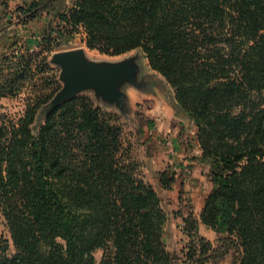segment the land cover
Masks as SVG:
<instances>
[{"label":"trees","instance_id":"trees-1","mask_svg":"<svg viewBox=\"0 0 264 264\" xmlns=\"http://www.w3.org/2000/svg\"><path fill=\"white\" fill-rule=\"evenodd\" d=\"M15 9L27 22L47 17L38 29L46 47L82 31L99 53L142 52L172 89L175 115L196 128L212 184L199 220L226 234L213 247L185 218L184 264L232 244L234 264H264V0H31ZM31 55L19 61L30 66ZM42 96L0 120V215L13 248L0 237V264H95L97 249V264H171L167 216L120 126L86 96L48 112ZM158 181L169 189L174 175L164 169Z\"/></svg>","mask_w":264,"mask_h":264},{"label":"rangeland","instance_id":"rangeland-1","mask_svg":"<svg viewBox=\"0 0 264 264\" xmlns=\"http://www.w3.org/2000/svg\"><path fill=\"white\" fill-rule=\"evenodd\" d=\"M17 6L12 3L9 9L0 14V120L15 121L26 106L41 95L47 99L41 109L47 112L77 96L88 97L111 122L120 126L123 142L129 145L131 156L138 164V176L149 183L159 196L160 205L167 216L163 238L165 248L172 257L171 264H184L185 246L188 243L183 231L185 218L190 217L197 222L199 236L213 247L220 246L226 234L199 220L204 199L212 189V184L208 165L197 158L200 152L197 151L196 128L192 122L175 115L172 89L149 67L142 52L136 49L118 56L99 53L86 47L82 31L67 44L46 47L40 43L42 39L38 29L47 17L42 15L37 21L27 22L16 12ZM75 48L82 51L86 63L96 65L131 59L134 76L133 81L128 83L131 88L127 90L133 92L134 96L130 107L125 95H107L100 87L93 85L80 88L69 99L59 101L65 82L60 67L54 61V54ZM29 53H32V61L27 66L20 61ZM21 70L25 71L24 79H18ZM11 78L15 79L12 88L9 81L5 82V79ZM126 84L121 83V91ZM3 85L6 86L4 92ZM164 169L174 175V182L169 189H162L158 181V173ZM0 237L9 241V252H13L9 232L1 215ZM217 249L216 254L208 251L204 264H234V244L226 249ZM102 254V249L93 252L95 264L100 261Z\"/></svg>","mask_w":264,"mask_h":264},{"label":"water","instance_id":"water-1","mask_svg":"<svg viewBox=\"0 0 264 264\" xmlns=\"http://www.w3.org/2000/svg\"><path fill=\"white\" fill-rule=\"evenodd\" d=\"M54 61L60 67L61 77L65 82L59 101H65L76 90L92 85L100 87L107 95L113 93L124 96L119 88L121 83L128 84L133 81L134 68L131 59L96 65L86 63L82 51L75 48L55 53Z\"/></svg>","mask_w":264,"mask_h":264},{"label":"crops","instance_id":"crops-1","mask_svg":"<svg viewBox=\"0 0 264 264\" xmlns=\"http://www.w3.org/2000/svg\"><path fill=\"white\" fill-rule=\"evenodd\" d=\"M29 1H31V0H5V2H6V4H7V8L6 9H9L10 8V6L12 5V3H15V4H18V5H21V4H23V3H27V2H29ZM4 7H1L0 6V14H1V12L2 11H4V10H6ZM1 17V16H0ZM10 26H12V25H10ZM131 88V86H129L128 84H126V85H123V89H122V92H123V94L125 95V97H126V103H128L127 105H128V107H130V102L131 101H133V96H134V94H133V92H131V93H129V91L127 90L128 88ZM127 90V91H126ZM142 92V91H141ZM143 93H145V91H143ZM151 124V123H150ZM153 124V123H152ZM151 128H153L152 126H151ZM197 151L198 152H200V150H199V148H197ZM179 164H181V163H179Z\"/></svg>","mask_w":264,"mask_h":264},{"label":"built area","instance_id":"built-area-1","mask_svg":"<svg viewBox=\"0 0 264 264\" xmlns=\"http://www.w3.org/2000/svg\"><path fill=\"white\" fill-rule=\"evenodd\" d=\"M167 144H168L169 146L173 147L172 144H171L170 142H167ZM171 149H172V148H171Z\"/></svg>","mask_w":264,"mask_h":264}]
</instances>
